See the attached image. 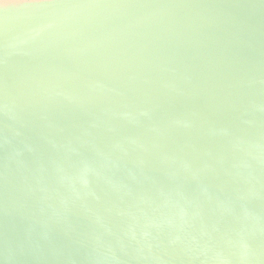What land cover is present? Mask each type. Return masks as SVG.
<instances>
[{"label":"water","instance_id":"obj_1","mask_svg":"<svg viewBox=\"0 0 264 264\" xmlns=\"http://www.w3.org/2000/svg\"><path fill=\"white\" fill-rule=\"evenodd\" d=\"M0 264H264V0H0Z\"/></svg>","mask_w":264,"mask_h":264}]
</instances>
